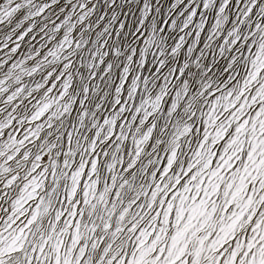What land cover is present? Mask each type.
<instances>
[{
	"label": "snow or ice",
	"instance_id": "6c2138e0",
	"mask_svg": "<svg viewBox=\"0 0 264 264\" xmlns=\"http://www.w3.org/2000/svg\"><path fill=\"white\" fill-rule=\"evenodd\" d=\"M0 264H264V0H0Z\"/></svg>",
	"mask_w": 264,
	"mask_h": 264
}]
</instances>
